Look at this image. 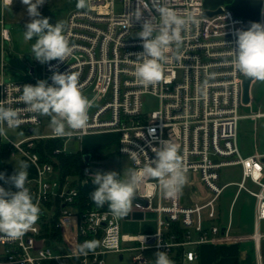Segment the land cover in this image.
<instances>
[{
  "label": "built area",
  "instance_id": "built-area-1",
  "mask_svg": "<svg viewBox=\"0 0 264 264\" xmlns=\"http://www.w3.org/2000/svg\"><path fill=\"white\" fill-rule=\"evenodd\" d=\"M52 1L46 0L45 4ZM205 1L165 0L181 15H194L198 22L182 32L183 42L178 50L172 46L169 60L163 66V79L154 87L139 85L134 75L135 59L143 52L137 33L142 30L144 19L159 15L152 8L153 0H146L148 9L142 8L140 0H88V8L77 9V0H72L65 19V35L70 44L77 45L73 54L65 62L36 61V66L30 69L33 78L27 81L0 80V102L22 109L26 105L18 98L23 85H35L38 80H47L51 85L54 72L72 70L79 73L82 94L92 101L86 129L69 130V136L56 137L52 131L35 133L44 125L45 116L27 111L21 113L23 123L18 128L26 131L24 139L14 142L6 134L0 136V158L1 147L6 146L9 156L21 155L30 164L26 187L41 210L37 222L20 239L10 240L0 234V264H106L107 255L112 253L121 258L130 253L133 264H154L157 251H166L174 264L194 262L201 245L234 239L230 236V224L222 234L217 221L221 197L229 186L221 182L223 170L235 165L242 168V179L236 183L238 191L245 190L256 199L257 231L252 238L257 264H262L259 246L264 234L258 229L264 221V155L241 153L239 124L245 105L244 82L248 77L236 71L231 63L235 33L245 30V22L229 8L208 9ZM14 2L0 0L2 45L12 43L4 10ZM45 4L39 7L40 11ZM137 7L142 8L140 21L133 16ZM218 10L221 13L206 15L207 11ZM150 100L157 102L153 110L147 107ZM29 128H34L32 134L28 133ZM104 135L113 136L107 144H117V153L128 160L130 168L142 167L155 159L152 148L159 147L161 141L178 147L186 169L181 194L168 197L157 180L148 179L138 190L129 213L130 218L154 217L156 232L123 234L121 223L126 217L115 218L103 208L77 213L74 203L78 186L92 183L91 176L96 172L108 171L85 163L79 174L62 176L54 163L42 162L35 152L39 140H62V147L55 151L59 154L70 153L67 144L71 140ZM123 149L134 151L139 163ZM248 180L258 187L257 191L246 186ZM197 185L202 187L200 197L189 198L184 187L192 189ZM0 186L9 189L6 184ZM11 190L16 191L14 187ZM157 195L159 204L154 207L152 200ZM57 203L59 214L55 219ZM52 221L61 238L52 235ZM88 240H98L100 246L94 253L78 255V245ZM148 251L153 252L152 258L146 255Z\"/></svg>",
  "mask_w": 264,
  "mask_h": 264
},
{
  "label": "clouds",
  "instance_id": "clouds-1",
  "mask_svg": "<svg viewBox=\"0 0 264 264\" xmlns=\"http://www.w3.org/2000/svg\"><path fill=\"white\" fill-rule=\"evenodd\" d=\"M27 6V14L31 18L25 25L24 39L35 43L31 46V55L41 64L65 60L71 56L77 47L70 44L65 35V24L58 21L55 25L49 19L42 17L39 7L46 0H21ZM12 3V0H9ZM143 9H148L146 0H140ZM89 7L88 0H77V9ZM142 8L137 7L134 17L141 20ZM152 8L159 13L158 17L144 19L142 30L137 36L142 40L143 52L135 59L134 75L139 85L147 88L156 86L163 79V66L169 60L168 53L175 45L178 50L183 42L182 32L198 21L194 15L183 16L170 7L165 0H153ZM235 48L232 49L231 61L236 71L244 76L264 81V23L250 22L247 30H237ZM180 60L179 55H175ZM52 84L47 80H38L35 85L25 84L19 102L24 108L6 107L0 102V136L5 135L4 125L9 129L19 128L23 123L22 112L50 117L49 127L56 137L71 135V131L86 129L89 121V109L92 101L82 94L79 83V73L72 70L68 73L54 72ZM71 130V131H69ZM138 164L136 153L123 149ZM155 159L142 167L124 169L125 179L116 171L96 172L91 176L95 185L90 194L93 203L102 208L108 205L109 212L115 218L123 219L132 210L133 200L142 184L148 179L158 181L161 191L168 197H178L186 183V169L179 155L178 147L169 142L161 141L159 147H153ZM28 165L21 163L19 169L6 177L0 173V180L13 186L6 189L0 186V234L10 240H16L37 222L40 216L38 204L33 202V196L26 184L28 183ZM159 236V234L157 233ZM145 237H143V242ZM100 246L98 240H88L78 245L77 254L87 255L95 252ZM160 246V241L157 242ZM154 264H174L166 251L155 253Z\"/></svg>",
  "mask_w": 264,
  "mask_h": 264
},
{
  "label": "rangeland",
  "instance_id": "rangeland-1",
  "mask_svg": "<svg viewBox=\"0 0 264 264\" xmlns=\"http://www.w3.org/2000/svg\"><path fill=\"white\" fill-rule=\"evenodd\" d=\"M72 0H53L51 3L45 4V8L41 13L42 17L49 19V23L55 25L58 21H62L65 24V19L68 11L65 8ZM255 0H206L205 7L208 9H215L218 7H226L231 9L235 14L240 15L245 22L246 28L250 26V22H263L261 11L258 12L256 7H253L251 2ZM247 5V6H246ZM5 15V26L10 31L12 37V43H5L6 52V82H23L32 79L33 76L30 69L36 66V60L33 59L31 53V46L35 43V38L31 41L24 39L25 25L30 22L31 18L27 14V6L24 5L21 0H15L14 4L10 7H6L4 10ZM39 71L37 72V75ZM157 102L150 100L147 103L149 110L156 108ZM244 126V122H240V129ZM41 131L48 133L51 132L47 116H45V123L41 128ZM6 136L9 140L19 142L24 139L27 135L26 131H21L18 128L5 129ZM112 135L86 137L83 140H71L68 144V150L70 152H76L85 148L87 150H93L98 145L106 144L111 141ZM110 151L109 156L94 157L91 165L96 167H103L105 170L116 171L121 174V179H125L124 169L130 168L128 160L117 153V144L115 142L109 144ZM6 163L14 168L19 169L21 163H26L30 168L29 163L21 155L8 156L5 158ZM27 168V169H28ZM31 170V169H30ZM230 190V189H229ZM154 207L159 204L158 195L152 200ZM222 216L224 220L228 219V206L222 203ZM105 204L103 209H105ZM96 208V207H95ZM98 208V207H97ZM157 220L154 217L143 218L140 215L130 218L129 215L121 223V230L123 234H140L145 232H156ZM147 256L153 257V252L148 251ZM106 264H133L130 253H124L123 259L120 260V256L117 254H108L106 257ZM187 264H198L197 261L194 263Z\"/></svg>",
  "mask_w": 264,
  "mask_h": 264
},
{
  "label": "crops",
  "instance_id": "crops-1",
  "mask_svg": "<svg viewBox=\"0 0 264 264\" xmlns=\"http://www.w3.org/2000/svg\"><path fill=\"white\" fill-rule=\"evenodd\" d=\"M251 3L253 7H256L255 9L258 12L261 11L263 17L262 23H264L263 0H255ZM247 28L245 26V30ZM6 67L5 44L2 45L0 41V80L3 79L5 81ZM241 114L242 119L240 122H244L242 129H240L239 124V146L242 155L250 156L256 153L264 155V81L254 79L251 82L250 101L247 105L243 106ZM104 145H107V143L98 145L97 147ZM80 151L90 150L82 148ZM91 162L90 159L89 164ZM241 179V166H230L223 170L221 182L222 184H229V186L225 188L220 200L217 223L222 228L230 224V236L234 239L218 244L207 243L201 245L196 260L198 264H257V249L252 238L257 231L255 222L256 199L245 190L238 191L236 183L240 182ZM246 186L253 191L258 190V187L250 180L246 182ZM184 189L189 198L197 199L201 195L202 187L197 185L192 189L187 187H184ZM222 203L228 206L229 215L227 220H224L222 216ZM258 231L264 234V221L260 222ZM259 254L261 256V263L264 264V239L260 243ZM122 259L120 257V260Z\"/></svg>",
  "mask_w": 264,
  "mask_h": 264
},
{
  "label": "trees",
  "instance_id": "trees-1",
  "mask_svg": "<svg viewBox=\"0 0 264 264\" xmlns=\"http://www.w3.org/2000/svg\"><path fill=\"white\" fill-rule=\"evenodd\" d=\"M71 4H68L66 6L65 10L66 12L70 9ZM47 120L50 123V117L47 116ZM35 133H41V130L37 129ZM62 140L60 139H46V140H39L37 142L35 152H37L40 155L42 162H52L55 165V168L60 172L62 176L66 175H77L79 174V171L82 169V167L85 164V158L84 156L87 154L91 155V161L94 157H100L103 156H109L111 155L112 151H110V148L108 147L109 144L97 147L96 149L92 151H76V152H68V153H59L55 154V151L58 148L62 147ZM1 158H0V173H4L6 177H10L16 172V169L10 167L6 161L5 158L7 157V151L6 146L1 147ZM0 184H6L4 180H0ZM8 188H13L10 184H6ZM95 185L92 183L85 184L83 186H78V197L76 198V201L74 203V210L77 213H82L86 210H91L95 207H97L93 201L90 198V194L94 191ZM107 210L108 205L106 206ZM57 214L55 216V219L58 218L59 214V203H57ZM55 221H52V235L56 238H61L60 231L55 227L54 225ZM45 231H48V226H45ZM54 264V263H52Z\"/></svg>",
  "mask_w": 264,
  "mask_h": 264
},
{
  "label": "water",
  "instance_id": "water-1",
  "mask_svg": "<svg viewBox=\"0 0 264 264\" xmlns=\"http://www.w3.org/2000/svg\"><path fill=\"white\" fill-rule=\"evenodd\" d=\"M218 13H221V10H218L217 12H206V15H209V16H212L214 14H218ZM254 79L253 78H247L244 82V93H243V103L245 105H247L250 101V85H251V82L253 81ZM34 132V128H29L28 129V133L29 134H32ZM85 158V163L86 164H89L90 162V159H91V155L90 154H87L84 156ZM263 162H264V158H263ZM225 233V228H222V234Z\"/></svg>",
  "mask_w": 264,
  "mask_h": 264
}]
</instances>
